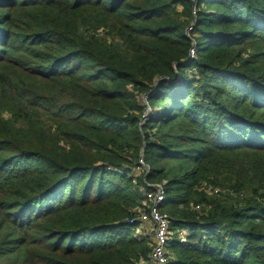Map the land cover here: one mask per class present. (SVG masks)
<instances>
[{
	"label": "trees",
	"instance_id": "trees-1",
	"mask_svg": "<svg viewBox=\"0 0 264 264\" xmlns=\"http://www.w3.org/2000/svg\"><path fill=\"white\" fill-rule=\"evenodd\" d=\"M153 184L170 264H264V0H0V264H150Z\"/></svg>",
	"mask_w": 264,
	"mask_h": 264
},
{
	"label": "built area",
	"instance_id": "built-area-1",
	"mask_svg": "<svg viewBox=\"0 0 264 264\" xmlns=\"http://www.w3.org/2000/svg\"><path fill=\"white\" fill-rule=\"evenodd\" d=\"M193 55L194 51L192 57H194ZM144 100L146 101L147 97ZM140 165L143 169L138 167V171L144 172L145 168L148 169L143 159L140 160ZM148 186L151 189L145 192L146 199L143 206L136 209L135 217L128 220V224H137L136 233L138 235L153 233L150 264H170L171 256L167 248L170 240V217L161 211V205L166 199L164 185L153 184ZM182 237L185 240V231L182 232Z\"/></svg>",
	"mask_w": 264,
	"mask_h": 264
},
{
	"label": "rangeland",
	"instance_id": "rangeland-1",
	"mask_svg": "<svg viewBox=\"0 0 264 264\" xmlns=\"http://www.w3.org/2000/svg\"><path fill=\"white\" fill-rule=\"evenodd\" d=\"M135 171L137 172L138 169L136 168ZM140 173L142 174V171ZM211 194H213V193H211ZM196 209L200 210V206H198ZM167 214L170 217L169 213H167ZM174 234L175 235L172 236V234H171V236H170L169 245L176 239L175 237L177 236L178 233L175 231ZM144 235H145V237H147V239L150 241V243H152V241H153V233L149 232V233H146Z\"/></svg>",
	"mask_w": 264,
	"mask_h": 264
}]
</instances>
